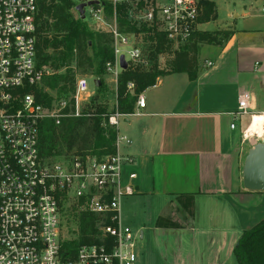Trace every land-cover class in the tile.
Here are the masks:
<instances>
[{
    "label": "crops",
    "instance_id": "1",
    "mask_svg": "<svg viewBox=\"0 0 264 264\" xmlns=\"http://www.w3.org/2000/svg\"><path fill=\"white\" fill-rule=\"evenodd\" d=\"M228 17V40L201 46L210 55L199 51L196 79L158 78L141 93L144 108L118 122L124 173L136 175L119 221L139 234L137 264H238V239L264 219V192L242 186L249 149L264 143L243 135L251 114L264 115V14L256 7ZM208 24L198 31L211 32ZM243 91L251 100L238 115Z\"/></svg>",
    "mask_w": 264,
    "mask_h": 264
},
{
    "label": "built area",
    "instance_id": "2",
    "mask_svg": "<svg viewBox=\"0 0 264 264\" xmlns=\"http://www.w3.org/2000/svg\"><path fill=\"white\" fill-rule=\"evenodd\" d=\"M107 2L114 7L125 4L130 23L164 35L174 51L198 31L202 14L201 0ZM37 4L38 0H0V264H137L139 234L119 221L121 201L135 194L136 175H125L130 161L119 152L126 139L117 133L115 152L101 158L70 154L52 160L54 157L40 156V123L50 120L59 126L65 118L90 117L87 107L93 90L86 78L77 77L70 97L55 98L48 107L38 103L32 92H25L41 87L43 79L53 75L50 68L37 67ZM260 12L264 14V3ZM94 18L102 21L98 15ZM108 28L114 59L105 64V70L115 81L123 71L120 56L127 68L151 66L153 61L142 53L135 35L119 33L115 23ZM212 65L211 61L204 63L205 68ZM127 90L133 92L134 84L128 83ZM250 100L249 92L239 95L238 115L247 114ZM135 106L144 108L141 94ZM135 112L134 108L132 114ZM255 115L251 114L250 123ZM120 117L125 115L116 111L108 120L116 131ZM84 212L96 218L100 242L69 245L77 239L76 226L69 229L66 223Z\"/></svg>",
    "mask_w": 264,
    "mask_h": 264
},
{
    "label": "trees",
    "instance_id": "3",
    "mask_svg": "<svg viewBox=\"0 0 264 264\" xmlns=\"http://www.w3.org/2000/svg\"><path fill=\"white\" fill-rule=\"evenodd\" d=\"M105 12L110 17L115 14V23L120 32H129L133 35L144 34L151 44L150 59L154 66L150 71L141 68L129 67L119 74L116 89V109L119 114L130 115L139 94L155 85L158 78L169 74L186 73L190 80L198 74V55L202 45L222 46L229 38L226 31L205 32L197 31L178 50L171 52L166 60L165 68L159 69L156 59L168 53L171 45L164 35L158 34L145 26L136 27L127 20L126 5L118 4L115 7L106 1H100ZM71 0H38L36 16V61L37 67H48L55 73L42 81L44 87L56 91L58 98H69L74 91L75 79L69 66L86 65L96 66V74L101 75L105 64L114 59L112 38L108 34L91 31L84 19L74 18L70 9ZM202 14L199 24H205L216 19L215 5L210 1H201ZM87 50L91 54L87 55ZM65 69L64 74H58ZM96 90H100L103 84ZM133 83V93L127 90V84ZM25 92H32L38 103L50 106L52 97L43 93L41 87H31ZM95 98V97H94ZM92 107V105H91ZM106 107L95 106L93 117L90 119H63L56 127L50 120L42 121L39 125V152L43 158L59 157V148L68 153L76 149V155H90L101 158L115 152L114 142L117 131L106 124L103 117ZM78 151V152H77ZM71 224L76 226L77 239L69 245H83L99 243L96 237V218L89 213L74 215ZM75 232V231H73ZM233 254L238 264H264V219L251 229L244 231L238 239Z\"/></svg>",
    "mask_w": 264,
    "mask_h": 264
},
{
    "label": "rangeland",
    "instance_id": "4",
    "mask_svg": "<svg viewBox=\"0 0 264 264\" xmlns=\"http://www.w3.org/2000/svg\"><path fill=\"white\" fill-rule=\"evenodd\" d=\"M47 1L48 0H46V2ZM71 1H72L74 6L70 9V13L74 18L77 19L79 17V15L75 11V7L80 3H84V2H87L90 0H71ZM97 1H99V3H101L100 1H106L107 2L108 0H97ZM201 1H204V0H201ZM205 1H210V2L214 3V5H215L214 13L216 15V19L211 20L210 24H208L204 28L212 29L211 32L226 31L227 33H230V32L228 30H225V29L229 28L226 25L232 20V19L230 20L228 15H230V14H237L238 15L239 13H242V10H248L250 8L254 9L256 7H258L260 10L261 4L264 3V0H254V1L253 0H205ZM99 5L86 8L84 20L86 21L87 26L91 31L102 32V33L108 34L112 38V35L109 32L108 26H112V25L114 26L115 14L113 12V14L110 17H108L106 12H105V8L100 7ZM98 10L101 11L99 14L97 13ZM95 15H98L102 19V21L95 20V18H94ZM115 25H116V23H115ZM116 28H117V31L119 33L124 34L126 36H130L132 34V33L125 32V31L120 32L117 25H116ZM135 42L138 45V47L141 49L142 53L145 56H147L148 58H150V51L152 50V48H151V44L146 40V35H144V34L136 35L135 36ZM112 48H113V38H112ZM175 49L176 48L171 47V49L168 53L161 55L156 59V64H157V67L159 69L165 68L166 60L171 57V54H172L171 52H173ZM90 54H91L90 50H87V55H90ZM209 55L210 54H209L208 50H206V49L200 50V58L201 59L203 57H207ZM95 64L96 63L93 64L92 68L87 66V64L79 67V66H76L75 63H72L69 66V70L71 71V74L73 75L74 79H76L77 77L86 78L88 85H89V88L91 90H93V98L91 100L92 107L91 106L87 107L88 112L91 114V116L90 117H80V118L90 119L93 117L95 106H102V107L104 106V107H106V114H104L103 117L105 119H107V121L104 122L102 124V126L106 127V124H107L108 126L112 127L114 131H116L115 126L110 125L108 120H109V117L112 116L113 114H115L117 111V109H116V104H117L116 103V93H117L116 89H117V85H118L119 75L115 81L114 77L111 76V74H109L105 70V67H104L105 71L101 75H97L95 72V70H96ZM153 67L154 66H150L145 70L150 71L151 69H153ZM65 71H66L65 69H62L58 72V74H64ZM54 73H55V71H53V74ZM98 78H100L103 82L100 90H96L98 87H96L94 85V81H97ZM41 90L43 91V93H46L50 97H52V100L55 98H58L56 91H54V90H50L49 88L44 87V86H41ZM129 93L132 94L133 92H129ZM62 99H68V98H62ZM134 108H135V106H134ZM82 109L84 112L87 110L84 106L82 107ZM125 116H128V115H125ZM122 118L123 117H120L119 120H121ZM65 119H79V118H65ZM120 124H121V122H120ZM59 126H56V127H59ZM263 130H264V122L261 126V131H263ZM259 139H264V134L261 137H259ZM59 153H60V156L57 158L54 157L52 160H62V158L64 156H67L70 154L74 155V154H76V149H73L68 153L67 151H65V149L60 147ZM66 226L69 229H72L74 225H72L70 223V220H69L68 224L66 223ZM65 237L66 238L70 237L69 232L68 233L65 232Z\"/></svg>",
    "mask_w": 264,
    "mask_h": 264
},
{
    "label": "water",
    "instance_id": "5",
    "mask_svg": "<svg viewBox=\"0 0 264 264\" xmlns=\"http://www.w3.org/2000/svg\"><path fill=\"white\" fill-rule=\"evenodd\" d=\"M99 4L97 0H90L78 4L75 11L84 19L85 9ZM119 66L123 71L127 69L123 56L119 57ZM100 84L98 80L95 82L96 87ZM242 186L249 192H264V143H256L249 149L242 166Z\"/></svg>",
    "mask_w": 264,
    "mask_h": 264
},
{
    "label": "bare ground",
    "instance_id": "6",
    "mask_svg": "<svg viewBox=\"0 0 264 264\" xmlns=\"http://www.w3.org/2000/svg\"><path fill=\"white\" fill-rule=\"evenodd\" d=\"M263 122H264V115H255L253 117L252 123H250L249 128L246 131V135L248 137H261L264 134V130L261 131V126Z\"/></svg>",
    "mask_w": 264,
    "mask_h": 264
}]
</instances>
